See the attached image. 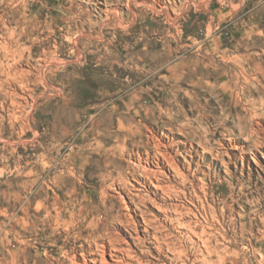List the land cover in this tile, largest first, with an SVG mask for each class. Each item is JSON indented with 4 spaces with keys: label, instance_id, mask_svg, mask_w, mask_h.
Instances as JSON below:
<instances>
[{
    "label": "rangeland",
    "instance_id": "obj_1",
    "mask_svg": "<svg viewBox=\"0 0 264 264\" xmlns=\"http://www.w3.org/2000/svg\"><path fill=\"white\" fill-rule=\"evenodd\" d=\"M145 1L0 0V264H264V0Z\"/></svg>",
    "mask_w": 264,
    "mask_h": 264
},
{
    "label": "bare ground",
    "instance_id": "obj_2",
    "mask_svg": "<svg viewBox=\"0 0 264 264\" xmlns=\"http://www.w3.org/2000/svg\"><path fill=\"white\" fill-rule=\"evenodd\" d=\"M220 3H225L226 0H219ZM234 1L235 0H229V4L233 7L234 6ZM130 2V1H129ZM208 3H211V0L207 1ZM142 5L145 6H151L149 4H147L148 2H146L145 0H142ZM217 12H222L221 8L217 9ZM222 15V14H221ZM220 153V152H218ZM221 154H217L216 158L219 160H222V156H220ZM231 160L234 159V157H230ZM172 166L174 168L178 169V165L176 163V161L172 162ZM144 173V170H143ZM145 175H146V170H145ZM149 175V174H147ZM152 185L155 188V192L158 194L159 192H162L163 195H168L169 198L171 196L170 193H168L169 191L167 190L168 188H166L165 186L161 185L160 182H151ZM156 193H153L154 195H156ZM146 202H144L145 204ZM142 205H143V201H142ZM139 210L140 207H137ZM158 208V206H157ZM159 209H163L162 206H159ZM175 211L178 213V208L175 209ZM170 212V210L168 208L163 210V213H168ZM179 216L182 218L185 215L183 213H179ZM142 217H143V223H144V233L149 235L151 230H155L157 231V226H156V221L155 220H150L146 218V213L144 211H142ZM182 220V219H181ZM178 220L180 228L184 229L185 232H187L186 235L189 239H197L196 240V246L199 249V252L202 255V259H199L200 261H202L204 264H222V261H218V262H210V260H208V256H212L213 253V249L211 247V237L210 234L207 233V231L203 228V230L201 232L198 231V223H192V222H185L184 220ZM200 224L203 225V222L200 221ZM140 223L139 222H134L133 221H128L127 225H126V229L128 232H130L131 237L133 239H135L136 241H138L139 245H145L142 244L143 239L140 237L141 234V227H140ZM143 227V226H142ZM135 236V237H134ZM154 241L153 244H158V250L160 252H163V248L160 245V239L157 237V232H155V234L152 236L151 241ZM198 241V242H197ZM108 244V245H107ZM166 245H167V250L168 253L173 257L174 262L177 263H181V264H188L187 261L190 260L189 255L179 246H176L173 243H170L168 241H166ZM129 246V249L126 250H121L118 246L115 240H113L112 238H109L107 242L103 243L102 245V249L101 251H99L98 254V258L99 259H95L93 260L94 264H127L126 258L124 257V255H126V257L128 259H130L131 261H134L135 257L132 254V249ZM123 252H125V254L123 255ZM208 255V256H206ZM162 256V255H160ZM110 257V258H109ZM137 264H153L151 261L150 262H143L141 261L139 258L137 259ZM197 260L194 261V264H196Z\"/></svg>",
    "mask_w": 264,
    "mask_h": 264
}]
</instances>
